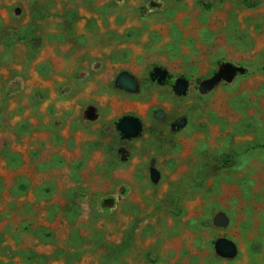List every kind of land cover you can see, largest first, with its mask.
Masks as SVG:
<instances>
[{
    "label": "rangeland",
    "instance_id": "rangeland-1",
    "mask_svg": "<svg viewBox=\"0 0 264 264\" xmlns=\"http://www.w3.org/2000/svg\"><path fill=\"white\" fill-rule=\"evenodd\" d=\"M262 146L264 0H0V264H264Z\"/></svg>",
    "mask_w": 264,
    "mask_h": 264
},
{
    "label": "trees",
    "instance_id": "trees-1",
    "mask_svg": "<svg viewBox=\"0 0 264 264\" xmlns=\"http://www.w3.org/2000/svg\"><path fill=\"white\" fill-rule=\"evenodd\" d=\"M203 5H204V7H206L207 9L210 7V4H209V3H204ZM262 148L264 149V146H262Z\"/></svg>",
    "mask_w": 264,
    "mask_h": 264
}]
</instances>
